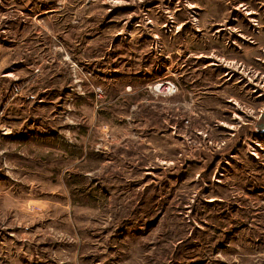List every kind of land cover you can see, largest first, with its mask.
<instances>
[{
  "label": "rangeland",
  "instance_id": "374dc122",
  "mask_svg": "<svg viewBox=\"0 0 264 264\" xmlns=\"http://www.w3.org/2000/svg\"><path fill=\"white\" fill-rule=\"evenodd\" d=\"M263 114L264 0H0V264H264Z\"/></svg>",
  "mask_w": 264,
  "mask_h": 264
},
{
  "label": "built area",
  "instance_id": "2783aa9c",
  "mask_svg": "<svg viewBox=\"0 0 264 264\" xmlns=\"http://www.w3.org/2000/svg\"><path fill=\"white\" fill-rule=\"evenodd\" d=\"M157 86H159L158 88H160V87L163 86V84H162V85H157ZM157 86H156V87H157ZM156 87H155V88H156ZM158 88H157V89H158ZM165 88H167V90H170V91H172V92H173V91H176V87H175L174 84H172L171 82H167L166 85H165Z\"/></svg>",
  "mask_w": 264,
  "mask_h": 264
},
{
  "label": "water",
  "instance_id": "95a60500",
  "mask_svg": "<svg viewBox=\"0 0 264 264\" xmlns=\"http://www.w3.org/2000/svg\"><path fill=\"white\" fill-rule=\"evenodd\" d=\"M260 125H261L260 126L261 130H263L264 129V114L262 115V122Z\"/></svg>",
  "mask_w": 264,
  "mask_h": 264
},
{
  "label": "bare ground",
  "instance_id": "6f19581e",
  "mask_svg": "<svg viewBox=\"0 0 264 264\" xmlns=\"http://www.w3.org/2000/svg\"><path fill=\"white\" fill-rule=\"evenodd\" d=\"M161 85V84H160ZM157 87H159V86H157ZM155 89H157V88H155ZM166 90H167V88H165ZM164 92V91H163Z\"/></svg>",
  "mask_w": 264,
  "mask_h": 264
}]
</instances>
